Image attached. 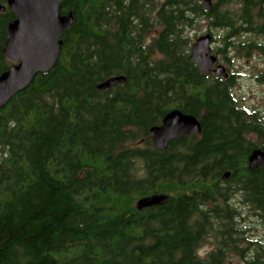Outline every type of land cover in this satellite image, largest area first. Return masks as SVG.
<instances>
[{
	"label": "trees",
	"instance_id": "16d2710c",
	"mask_svg": "<svg viewBox=\"0 0 264 264\" xmlns=\"http://www.w3.org/2000/svg\"><path fill=\"white\" fill-rule=\"evenodd\" d=\"M7 3L0 76L12 66ZM203 3L65 0L74 24L58 62L0 111V264H264L234 202L264 227V168L248 167L264 150V116L241 106L232 75L189 60L204 21L225 31L214 51L225 62L264 58V0ZM173 110L196 116L202 134L154 150L150 130ZM150 195L166 199L139 211Z\"/></svg>",
	"mask_w": 264,
	"mask_h": 264
},
{
	"label": "water",
	"instance_id": "95a60500",
	"mask_svg": "<svg viewBox=\"0 0 264 264\" xmlns=\"http://www.w3.org/2000/svg\"><path fill=\"white\" fill-rule=\"evenodd\" d=\"M65 0H8L9 9L16 19L9 25V38L4 48L5 58L12 64L0 76V111L7 107L13 98L26 90L38 75L50 72L60 58L64 45L63 37L72 29L74 15L61 14ZM207 11L213 8L211 0L204 1ZM4 13L6 6H1ZM214 37L207 33L194 43L189 60L201 73L228 79L230 74L222 64L217 65L218 56L213 54ZM126 83L123 76L110 78L99 86L108 90ZM199 119L181 110L169 112L160 126L150 130L154 150L167 151L172 142L186 137L201 135ZM251 170L264 168V150L256 148L248 159ZM227 173L224 179L229 178ZM166 196L150 195L138 200L137 208L143 211L162 204Z\"/></svg>",
	"mask_w": 264,
	"mask_h": 264
},
{
	"label": "rangeland",
	"instance_id": "374dc122",
	"mask_svg": "<svg viewBox=\"0 0 264 264\" xmlns=\"http://www.w3.org/2000/svg\"><path fill=\"white\" fill-rule=\"evenodd\" d=\"M205 1V0H204ZM213 2V0H211ZM212 30L214 33L215 42L212 45L213 52L222 46L221 37L224 32L221 29L209 28V22L204 21L196 31H191L190 35L194 41ZM194 42V43H195ZM221 58V63L229 70V73L235 76V86L233 93L241 106L248 109L261 112L264 116V83L257 80L259 74L264 71V58L260 53H253L250 57H244L240 54L228 53L230 61L225 62L223 56L216 54ZM235 204L239 206L242 213L240 222L248 228L247 237L259 239L264 243V227L258 222L255 216L249 212L248 208L239 204L235 198ZM213 249V245H207L202 250V253H207Z\"/></svg>",
	"mask_w": 264,
	"mask_h": 264
},
{
	"label": "flooded vegetation",
	"instance_id": "af4514ba",
	"mask_svg": "<svg viewBox=\"0 0 264 264\" xmlns=\"http://www.w3.org/2000/svg\"><path fill=\"white\" fill-rule=\"evenodd\" d=\"M211 34V33H210ZM214 37V36H213ZM214 42H215V38H214ZM212 51H213V48H212ZM213 54H215L214 52H213ZM216 55V54H215ZM216 56H218V55H216ZM219 64H222L221 63V58L218 56V63H217V65H219ZM223 65V64H222ZM224 66V65H223ZM225 67V66H224ZM227 69V68H226ZM227 71H228V73H229V70L227 69ZM230 74V73H229ZM231 75L232 74H230V77H231ZM215 76V75H214ZM233 77H234V79H235V76L234 75H232ZM229 77V78H230ZM236 80V79H235Z\"/></svg>",
	"mask_w": 264,
	"mask_h": 264
}]
</instances>
